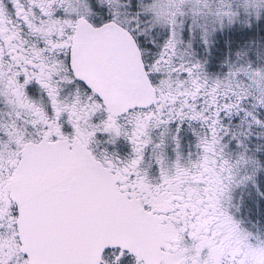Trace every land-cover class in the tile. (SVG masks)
<instances>
[{
  "label": "snow or ice",
  "instance_id": "obj_1",
  "mask_svg": "<svg viewBox=\"0 0 264 264\" xmlns=\"http://www.w3.org/2000/svg\"><path fill=\"white\" fill-rule=\"evenodd\" d=\"M0 264H264V0H0Z\"/></svg>",
  "mask_w": 264,
  "mask_h": 264
}]
</instances>
